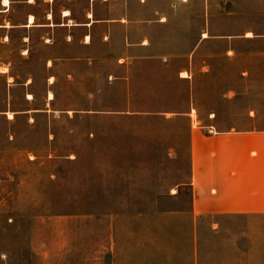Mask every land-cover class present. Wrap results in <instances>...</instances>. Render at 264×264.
<instances>
[{"label":"rangeland","instance_id":"obj_1","mask_svg":"<svg viewBox=\"0 0 264 264\" xmlns=\"http://www.w3.org/2000/svg\"><path fill=\"white\" fill-rule=\"evenodd\" d=\"M7 8L0 70L13 71H0V264H264V226L253 235L246 218L217 215L193 224L187 183L192 126L264 124V0H172L177 42L195 43L203 28L213 35L199 55L210 71L190 85L176 66L156 75L136 65L130 88L142 95L130 97L131 108L182 110L192 86L193 124L121 112L127 83L108 80L106 63L92 73L72 61L58 73L56 59L47 71L57 40L46 45L36 34L30 54L21 53L29 29L15 23L28 13L41 22L47 10L57 20L70 8L80 19L91 1Z\"/></svg>","mask_w":264,"mask_h":264},{"label":"crops","instance_id":"obj_2","mask_svg":"<svg viewBox=\"0 0 264 264\" xmlns=\"http://www.w3.org/2000/svg\"><path fill=\"white\" fill-rule=\"evenodd\" d=\"M89 1L91 8L80 19L73 16L70 8H65L57 20L51 9L41 22H37L38 16L34 12L28 13L24 21L16 22L15 26L29 29L28 35L22 37L28 47L21 49V53L30 54L33 46L29 42L36 34H40L46 45H53L57 40V57L47 59V71L54 67L56 59L58 73H62V67L72 61L84 63L92 73L97 72L98 64L106 63L110 66L105 70L108 80L121 79L127 83L122 94L127 100L121 112L159 114L168 119L187 116L189 124L195 119L198 122L192 86L187 94L191 99L186 108L153 112L131 108L130 97L142 94L130 88V80L136 65L156 75L166 74L176 66L173 68L175 77L193 85L198 71H210L209 57L200 58L199 55L207 49L213 35L203 28L195 43L177 42L178 36L172 32V18L177 13L172 9V0ZM159 1L164 2V7L159 6ZM10 3L11 0H2L4 8L0 11L5 12ZM7 26L0 23V28ZM0 71L11 73L13 67ZM72 74V70L67 71V75ZM31 80V77L27 79L28 82ZM52 81L53 72L50 75ZM48 95L49 99L54 97L51 91ZM28 96L32 97V94ZM212 128H216V124L192 126L189 134L190 173L187 183L191 188L193 224L204 215L241 216L248 220L254 235L264 226V124H249L243 128L231 126L217 131Z\"/></svg>","mask_w":264,"mask_h":264},{"label":"bare ground","instance_id":"obj_3","mask_svg":"<svg viewBox=\"0 0 264 264\" xmlns=\"http://www.w3.org/2000/svg\"><path fill=\"white\" fill-rule=\"evenodd\" d=\"M68 13V12H67ZM33 20V19H32ZM52 78V77H51ZM51 94V93H50Z\"/></svg>","mask_w":264,"mask_h":264}]
</instances>
